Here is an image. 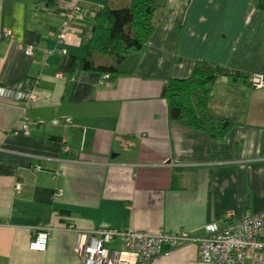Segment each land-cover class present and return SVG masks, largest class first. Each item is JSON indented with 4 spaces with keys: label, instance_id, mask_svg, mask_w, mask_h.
I'll list each match as a JSON object with an SVG mask.
<instances>
[{
    "label": "crops",
    "instance_id": "0c3cea01",
    "mask_svg": "<svg viewBox=\"0 0 264 264\" xmlns=\"http://www.w3.org/2000/svg\"><path fill=\"white\" fill-rule=\"evenodd\" d=\"M48 1L0 0V33L12 35L0 41V87L39 88L28 106L0 97V264H82L68 225L195 237L226 213L264 211V87L230 78L264 80V0H157L135 71L114 79L65 71L104 0ZM75 5L86 15L58 39ZM199 63L224 73L206 87L210 118L234 123L220 142L172 123L161 96ZM38 226L52 228L43 252L29 249ZM196 251L151 264H205Z\"/></svg>",
    "mask_w": 264,
    "mask_h": 264
},
{
    "label": "trees",
    "instance_id": "16d2710c",
    "mask_svg": "<svg viewBox=\"0 0 264 264\" xmlns=\"http://www.w3.org/2000/svg\"><path fill=\"white\" fill-rule=\"evenodd\" d=\"M157 2L104 0L97 11L87 12L88 15L92 14V23L85 54L82 58L70 57L65 71L70 74L96 73L109 79L131 76L139 63L141 52L159 22L161 13ZM76 8L78 12L75 14L81 20L77 23L69 22V26L72 23L79 24L86 15L84 9L75 5L71 10L64 11L63 16L74 12ZM223 75L221 68L199 63L189 78L168 79L161 92L167 104L168 119L187 130L203 134L211 141L224 140L234 123L210 118L206 89ZM252 76L230 78L246 80L252 86L249 81Z\"/></svg>",
    "mask_w": 264,
    "mask_h": 264
},
{
    "label": "built area",
    "instance_id": "2783aa9c",
    "mask_svg": "<svg viewBox=\"0 0 264 264\" xmlns=\"http://www.w3.org/2000/svg\"><path fill=\"white\" fill-rule=\"evenodd\" d=\"M74 12L64 15V22L58 30V39L69 31V22L77 23L81 18ZM10 32L0 33V41H10ZM26 55L32 54V48H23ZM107 78V76H105ZM249 81L255 88L264 87L260 75H253ZM36 81H26L21 91H11L0 87V97L22 102L28 106L37 100ZM69 122V120H67ZM59 122H52L57 125ZM24 131L26 127L24 126ZM64 146L63 151H67ZM16 185L15 189L19 190ZM77 234V254L82 264H151L158 257L168 256L173 250L185 244L196 246L197 259L205 264H264V211L234 218L226 213L222 225L208 224L201 236H190L184 231L175 233L159 232L150 234L136 230H100L85 234L72 225L66 228ZM47 231L50 226H38L34 229L35 238L29 243V249L43 252L46 249Z\"/></svg>",
    "mask_w": 264,
    "mask_h": 264
}]
</instances>
